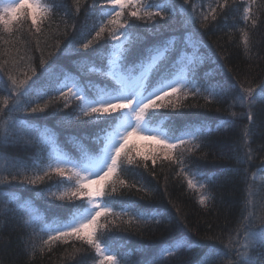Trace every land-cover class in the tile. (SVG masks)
Wrapping results in <instances>:
<instances>
[{"label":"snow or ice","instance_id":"obj_1","mask_svg":"<svg viewBox=\"0 0 264 264\" xmlns=\"http://www.w3.org/2000/svg\"><path fill=\"white\" fill-rule=\"evenodd\" d=\"M250 5H257V0H250ZM230 6V0H217L214 6L207 5L206 12L197 14L198 5L193 0H101L99 4L94 0L90 7L99 16V27L91 38L69 36L63 47L57 41L56 51L50 52L47 59L42 57L38 68L30 66L32 75L19 83L9 75L11 91L0 108V143L19 144L29 131L37 135L33 155L25 160L11 158L5 169L7 176L0 175V217L16 219L24 228H34L39 223V232L47 234L43 245L72 240L87 245L95 252L93 264H170L173 260L190 264V260H182L184 253L204 249L202 255L194 253L199 256L195 264H218L225 257L226 264H264V255H257L258 250H264V203L261 214L256 215L248 210L251 201L246 202L242 215L245 211L247 215H243L236 235L228 237L226 251L222 252L215 244L205 245L193 239L187 224L174 221L166 208L142 203L146 197L151 199L154 189L140 181L128 183L121 178L136 173L140 167L155 176L154 168L162 155L163 160L179 165L177 175L196 191L198 203L207 206L213 199L207 189L238 171L222 168L208 174L192 162H185V151L192 154L207 146L212 132L234 129L237 121L245 117L253 125L257 110L264 111V79L255 84L237 81L233 85L214 81L225 68L204 51L210 47L201 29L206 30ZM60 7L57 0L0 2V28L13 35L15 25L23 19L30 21L31 30L39 36ZM72 7L78 14L81 0H73ZM257 7L264 15V0ZM242 18L245 22L252 19L251 6L244 8ZM197 23L200 29L195 27ZM256 26L257 21L252 19V29ZM240 31L248 56L251 30ZM101 40L105 42L101 44ZM210 61L217 67L201 75ZM237 87L239 92L235 93ZM178 93L185 98L189 94L203 96L207 102H222L231 96L229 107L239 105L246 111L232 112L231 119L218 118L215 129L203 120L177 127L169 121L183 116L179 109L184 106L170 99L163 101ZM61 99L63 108L49 113L50 106ZM72 101L78 102L75 107ZM168 108L172 114L160 111ZM41 119L55 121V127L65 134L63 143L46 124L41 128L32 123ZM249 125L243 128V143L233 148L229 157L238 165L253 159L248 146L252 136ZM133 136L154 142L160 152L144 155L138 161L127 147ZM176 149L181 150L179 155ZM244 172V182L248 183V169ZM259 173L264 181V168ZM12 182L30 192V197L21 199L17 192L6 191L3 186L10 187ZM132 189L144 195L126 201L114 198L124 195L122 190ZM37 201L43 211L36 207ZM109 216L113 219L107 220ZM102 217L106 223H100ZM165 220L171 226V238L157 248L149 244L128 247L127 240L111 235L114 229L138 231L144 225L154 222L159 226ZM134 254H142V258L134 260Z\"/></svg>","mask_w":264,"mask_h":264},{"label":"trees","instance_id":"obj_2","mask_svg":"<svg viewBox=\"0 0 264 264\" xmlns=\"http://www.w3.org/2000/svg\"><path fill=\"white\" fill-rule=\"evenodd\" d=\"M93 2L94 0H81L82 7L77 14L75 8L72 7L73 0H57L61 7L52 20L45 24L43 34L39 36L31 30L30 21L23 19L15 25L13 35L5 33L0 28V108L4 107L3 101L9 97L11 91L9 75L15 77L19 83L20 80L26 79V75H32L29 71L30 66L38 68L42 57L47 59L50 52L56 51L57 41L63 47L69 36L83 40L91 38L95 34V30H98L99 27V16L91 10L90 6ZM95 2L99 4L101 0H95ZM179 2L182 3V0ZM193 2L198 5L197 14H199L200 11L206 12L208 10L207 5L212 4L214 6L217 0H193ZM260 2L261 0H257V5ZM201 4L205 7H199ZM230 5L232 6L225 10V13L218 15L217 20L212 21L206 30L201 29L204 32L203 39L210 47V50L205 49L204 51L212 60L219 61L225 68V72L216 76L214 81L221 80L225 85H233L237 81L258 83L264 79V22H262L264 15L261 14L257 5H250V0H234V2L230 0ZM248 6H251L252 9V19L257 21L255 29H252V19L245 22L242 18L244 8ZM74 25L75 27H73ZM94 25L96 26L95 29L93 28ZM195 27L200 29V24L197 23ZM241 29L251 30L252 47L248 56L245 55L241 43ZM81 32H86L87 35L81 36ZM104 35L106 38L107 33ZM104 42V40L100 41L101 44ZM21 56L24 57L23 60L20 59ZM99 63L97 61V64ZM216 67L217 65L210 61L201 70V75L204 70ZM228 69L231 71H227ZM238 92L239 88L237 87L235 93ZM169 99L184 106L179 109L183 116L173 117V120L169 121L170 123L174 122L177 127L184 122L197 123L203 120L215 129L219 123L218 118L231 119L232 112L239 114L246 111L239 105L230 108L231 96L222 102H207L203 96L189 94L185 98L183 93H178L166 98L163 102L167 103ZM77 103V101H72L73 107ZM56 108H63L62 99L50 106L47 111L50 113ZM160 111L168 114L173 113L170 108L160 109ZM3 116L6 119L7 113H3ZM32 123L41 128L46 124L53 132L59 134V140L63 143L65 134L63 130L55 127L53 119L33 120ZM237 125L234 129L221 128L212 132L208 136L210 143L198 151L192 154L185 151V162H192L208 174L218 173L222 168L238 169L231 174L230 178L221 179L216 185L207 189L213 196L207 206H201L198 203L196 191L187 187V182L183 176L177 175L179 165L163 160L162 155L155 165V176L140 167L136 169L138 174L134 173L128 177H121L126 179L128 183L140 181L147 187L154 189L150 194L151 199L146 197L142 203L148 202L166 208L174 221H183L184 224H187L189 234L193 235V239H199L205 245L215 244L222 252L226 251L224 245L227 243L228 237L236 235L243 215H247V211L242 215V209L245 208L246 202L251 201V204H248V210L254 211L256 215L261 214V204L264 203V186H262L264 181L261 179L262 174L259 173V169L264 168V111L257 110L255 124L249 125L245 117L243 120H238ZM245 125H249L252 129L248 146L251 149L253 159L248 164L238 165L234 159L229 157L233 154L231 150L239 148L243 143ZM36 135V132L29 131L24 134L19 144L0 143V175L7 176L5 169L9 167L11 158L25 160L33 155ZM25 141L29 143L26 145ZM247 150L244 149V151ZM180 151V149H176L175 154L179 155ZM221 153H226V155L222 156ZM239 154L242 155L243 152L241 151ZM5 157L9 159L6 160ZM135 158L139 161L142 156H135ZM148 164L151 169L153 167L151 161ZM245 168L248 169V183L244 182ZM8 179L11 178L8 177ZM3 187L6 191L17 192L21 199H27L31 195L26 190H20L16 182H12L10 187ZM117 188L119 189V185ZM122 191L124 195H116L114 197L116 200L139 199L140 196L144 195L136 192L135 189H132L131 192ZM7 199V197L4 198V200ZM10 206L14 207V205ZM36 207L43 211V206L39 201L36 202ZM116 210L119 211V208ZM112 219L111 216L107 218V220ZM0 220L3 221L0 223V264H93L94 250L79 241L56 242L55 244L50 242L49 245H43L42 240L47 239V234L39 232L41 226L39 223L34 228H24L18 220L11 217H0ZM100 223H106V219L102 217ZM170 227L168 221L165 220L159 226L153 222L144 225L138 231L114 229L111 235L120 237L121 241L127 240L129 242L128 247L135 248L149 244L157 248L171 238ZM239 235L243 236L242 230ZM41 249L43 250L41 251ZM205 250L186 252L182 260H190V264H195L199 256L194 253L199 252L202 255ZM257 255H264V250H258ZM141 258L142 254H134L132 257L134 260ZM226 261L227 257L218 261V264H226ZM170 264H181V262L173 260Z\"/></svg>","mask_w":264,"mask_h":264},{"label":"rangeland","instance_id":"obj_3","mask_svg":"<svg viewBox=\"0 0 264 264\" xmlns=\"http://www.w3.org/2000/svg\"><path fill=\"white\" fill-rule=\"evenodd\" d=\"M0 2L6 3L8 0H0ZM22 15V14H21ZM128 149L131 150L133 157L144 155H151L153 152H160V148L157 144L152 141L141 139L140 136H133L129 138Z\"/></svg>","mask_w":264,"mask_h":264}]
</instances>
